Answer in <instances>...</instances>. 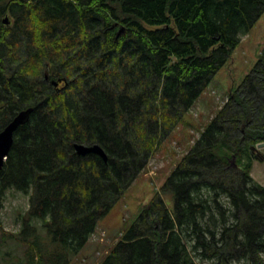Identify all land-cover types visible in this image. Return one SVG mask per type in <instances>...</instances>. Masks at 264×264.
<instances>
[{"label": "trees", "instance_id": "16d2710c", "mask_svg": "<svg viewBox=\"0 0 264 264\" xmlns=\"http://www.w3.org/2000/svg\"><path fill=\"white\" fill-rule=\"evenodd\" d=\"M263 13L264 0H0V131L35 108L0 170V208L10 189L30 197L21 232L0 217V264H69ZM262 141L264 49L100 264H264Z\"/></svg>", "mask_w": 264, "mask_h": 264}, {"label": "rangeland", "instance_id": "374dc122", "mask_svg": "<svg viewBox=\"0 0 264 264\" xmlns=\"http://www.w3.org/2000/svg\"><path fill=\"white\" fill-rule=\"evenodd\" d=\"M263 49L264 13L249 33L243 36L231 58L213 77L185 119L177 124L156 147L145 168L121 199L98 220L95 232L80 252L72 257L69 264H100L103 261L118 242L125 228L135 221L151 198L160 191L182 158L196 144L206 124L212 121L229 95L256 66ZM263 154L264 148L251 152L253 163L251 174L262 185H264V160L258 157ZM232 159L233 157L231 162ZM6 195L5 206L0 208L3 227L7 232L19 233L22 225L21 216L29 208L30 197L16 189L8 190ZM44 231L39 228L38 233L35 234L46 235ZM20 249L23 252L22 246Z\"/></svg>", "mask_w": 264, "mask_h": 264}, {"label": "water", "instance_id": "95a60500", "mask_svg": "<svg viewBox=\"0 0 264 264\" xmlns=\"http://www.w3.org/2000/svg\"><path fill=\"white\" fill-rule=\"evenodd\" d=\"M8 15L4 18V22L8 23ZM125 28L119 30L118 35L124 32ZM67 83L65 77L59 78L58 80H53L52 82L58 86L61 82ZM34 107L30 106L26 109L21 110L14 118L0 131V170L3 168L5 160L12 148L14 142V136L17 129L27 123L30 119L31 113L34 111ZM75 148L78 154L87 155L89 153H96L101 155L105 160H107V153L103 147L99 144L87 145L84 143H76ZM264 148V141L257 143L256 145L251 146V152L254 150ZM261 160H264V154L258 157ZM232 164H236V156H233Z\"/></svg>", "mask_w": 264, "mask_h": 264}]
</instances>
